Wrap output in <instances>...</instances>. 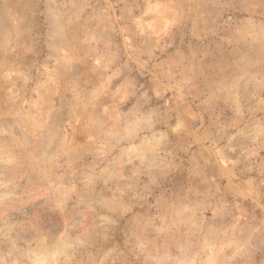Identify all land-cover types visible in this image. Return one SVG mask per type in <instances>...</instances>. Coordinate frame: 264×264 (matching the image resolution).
I'll return each instance as SVG.
<instances>
[{
	"label": "rangeland",
	"instance_id": "rangeland-1",
	"mask_svg": "<svg viewBox=\"0 0 264 264\" xmlns=\"http://www.w3.org/2000/svg\"><path fill=\"white\" fill-rule=\"evenodd\" d=\"M0 264H264V0H0Z\"/></svg>",
	"mask_w": 264,
	"mask_h": 264
}]
</instances>
